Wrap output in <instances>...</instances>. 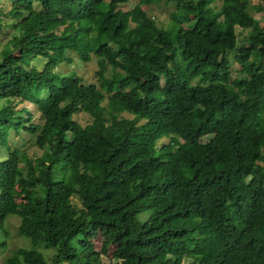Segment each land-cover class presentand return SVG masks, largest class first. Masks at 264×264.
I'll return each instance as SVG.
<instances>
[{
	"label": "trees",
	"instance_id": "obj_1",
	"mask_svg": "<svg viewBox=\"0 0 264 264\" xmlns=\"http://www.w3.org/2000/svg\"><path fill=\"white\" fill-rule=\"evenodd\" d=\"M5 4L0 264H264V0Z\"/></svg>",
	"mask_w": 264,
	"mask_h": 264
},
{
	"label": "rangeland",
	"instance_id": "obj_2",
	"mask_svg": "<svg viewBox=\"0 0 264 264\" xmlns=\"http://www.w3.org/2000/svg\"><path fill=\"white\" fill-rule=\"evenodd\" d=\"M6 4L10 1V0H5ZM5 4V5H6ZM166 5H161L160 6V14L158 15L160 18L162 17L164 19V24L167 22L168 19H170V17H168V15L170 14V11L166 10ZM255 15H258V12L255 13ZM235 31H236V36L237 38L240 40V36L246 31V28H241L237 25H235ZM226 57L229 61V63L231 64L232 68H238L239 65L235 64V62L233 61V53L232 52H227L226 53ZM43 60H38V61H32V63L39 68L41 66ZM95 66V62L94 60H89L87 62H83V61H79V59L77 60H73L71 61L68 65L66 64H60L61 68H74L77 72H83V77L86 78H91V69ZM87 78V79H88ZM161 80V79H160ZM26 105H28L29 109L33 112V115L31 117V121H39L38 118V111H36L35 109H33L32 104L31 103H27L25 102ZM21 104H23V102H18L16 103L15 107H19ZM260 107H264V97L262 98V100L259 103ZM78 118L81 119V121L83 122L84 119H86L85 114H79ZM24 137H26V133L23 132L22 133ZM203 139L205 138V135L202 137ZM10 139L14 140L15 136H11L10 135ZM76 199V197H75ZM140 218H143L146 216V212H142L138 215ZM17 223H18V218L15 215H9L6 219H5V228L7 230V234L4 237V240L6 241V246H4L3 248H0V263H1V258L4 254L8 253V251L10 249H13L17 246H23V247H27L30 245L29 240L23 236L22 234L17 232ZM102 234L101 233H97L94 237H92L90 239V243L88 245L87 248H83L80 250V253H82L85 257L88 258V260L90 261H95L96 264H113L114 258L111 256V251H112V245H108L107 247H103L101 245L102 243ZM38 249H40L42 251V253L47 256V258L49 257V255L51 254V250L50 248H44L41 245H39L37 247ZM186 258H183V262H186ZM47 263L49 264V261H47Z\"/></svg>",
	"mask_w": 264,
	"mask_h": 264
}]
</instances>
